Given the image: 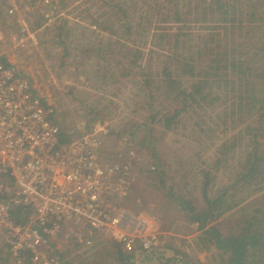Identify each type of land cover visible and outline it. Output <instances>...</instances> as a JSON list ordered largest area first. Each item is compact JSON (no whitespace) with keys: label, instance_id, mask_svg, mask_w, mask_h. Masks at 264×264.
I'll return each instance as SVG.
<instances>
[{"label":"trees","instance_id":"1","mask_svg":"<svg viewBox=\"0 0 264 264\" xmlns=\"http://www.w3.org/2000/svg\"><path fill=\"white\" fill-rule=\"evenodd\" d=\"M78 1L54 0L55 25L49 42L64 45L61 57L67 56V66L78 67L79 72L86 66L103 83L137 87L136 93L144 97L146 118L127 132L145 146L151 161L147 171L157 175L156 187L178 207L185 228L190 232L196 225L200 231L199 250L216 248L217 259L211 264H264V202L247 211V201L264 191V0ZM66 8L67 14L73 13L71 18L59 14ZM66 26L64 33L61 29ZM0 61L29 80L1 54ZM53 121L59 125L55 117ZM188 125L201 136L220 139L217 169L223 157H236V166L228 164L221 180L202 168L191 187L167 184L158 142L165 133ZM59 129L62 146L78 134L60 125ZM112 154L108 153L107 159H112L108 166L116 164ZM124 157L117 163L120 175L128 160L135 163L128 153ZM2 183L9 191L0 193V203L7 205L11 221L35 227L34 208L12 200L11 178L6 176ZM118 196L109 193L106 201L113 205ZM46 241L42 248L47 246L49 258L73 264L52 240ZM122 244L110 240L109 246L90 249L114 258L112 264H206L169 245L137 252L123 249ZM167 250L171 255L165 256ZM33 255L30 248H23L17 259L21 264H43ZM12 259L9 245L0 240V264H11Z\"/></svg>","mask_w":264,"mask_h":264},{"label":"rangeland","instance_id":"2","mask_svg":"<svg viewBox=\"0 0 264 264\" xmlns=\"http://www.w3.org/2000/svg\"><path fill=\"white\" fill-rule=\"evenodd\" d=\"M53 2L54 0H4L0 4V54L29 78L34 91L55 111L54 117L61 127L72 133L78 132L77 136L93 131L97 133L101 140L96 150L99 162L108 166L112 162L111 158L107 159L109 152H113L111 157L115 156L116 163L120 158H125L126 153L131 160H135L134 164L130 160L126 163L129 192L127 195L120 194L117 203H113L112 210L115 214L125 212L135 217H147L152 224L151 233L156 235L160 249L169 245L202 263L215 262L216 248L211 246L210 250H199L197 238L200 231L195 229L196 225L192 226L193 230L190 232L185 228L187 223L178 207L170 203L156 187L157 175L147 171L151 161L145 153V146H140L127 132L131 125L145 122L144 97L136 93L137 87L132 83H103L97 75L87 71L86 66L84 72H79L78 67L67 66V56L64 59L61 57L64 45L49 42L53 32L51 27L55 25V17L51 12ZM77 12L79 9L74 11V16ZM59 14L65 18L67 15L70 18L73 16V13L67 14V8ZM39 23L41 25L37 27ZM66 29L67 26L61 30L66 33ZM54 38L58 41V38ZM60 42L66 43L65 40ZM141 134L142 131L135 139H140ZM216 136L221 134L217 133ZM212 137V134L199 135L190 125L164 134L158 142V151L169 186H193L196 178L192 179L202 168L210 169L221 180L229 167L236 166V157L232 160L228 155L227 159L222 158L218 169L216 168L215 163L220 156V139L217 137L212 140ZM105 160L108 162H104ZM247 202V211L264 202V191ZM76 228L73 221L64 220L60 229L48 238L54 242L57 250L66 253V260L73 264L115 262L114 258L106 254L95 255L93 249L97 251L103 246H109L110 240L116 239L105 233H98L91 244H81L76 239L79 234ZM0 237L4 241L5 233L1 232ZM42 247L39 251L47 256H41L36 261L49 258L45 251L47 246ZM122 248L125 249L124 246ZM133 250H140L138 243ZM171 253L167 250L165 256ZM136 259L140 260V257ZM53 262L58 263L54 259ZM11 264L19 263L12 259Z\"/></svg>","mask_w":264,"mask_h":264},{"label":"built area","instance_id":"3","mask_svg":"<svg viewBox=\"0 0 264 264\" xmlns=\"http://www.w3.org/2000/svg\"><path fill=\"white\" fill-rule=\"evenodd\" d=\"M41 99L28 79L0 61V193L9 191L2 183L7 176L13 181L12 200L20 199L35 211V227L19 226L9 218L7 205L0 203V236L5 233L15 260L21 263L17 256L23 248L33 251L34 260L47 256L39 248L64 220L75 223L81 244H91L95 235L105 233L129 251L136 243L143 250L158 247L147 217L115 214L106 201L109 193L128 194L127 167L120 175L119 164L99 162L96 150L101 140L94 131L62 146L53 109ZM41 262L54 264L52 258Z\"/></svg>","mask_w":264,"mask_h":264}]
</instances>
